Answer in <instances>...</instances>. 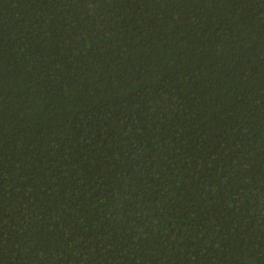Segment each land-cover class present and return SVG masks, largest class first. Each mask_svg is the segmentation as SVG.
I'll use <instances>...</instances> for the list:
<instances>
[{
	"label": "trees",
	"instance_id": "obj_1",
	"mask_svg": "<svg viewBox=\"0 0 264 264\" xmlns=\"http://www.w3.org/2000/svg\"><path fill=\"white\" fill-rule=\"evenodd\" d=\"M0 264H264V0H0Z\"/></svg>",
	"mask_w": 264,
	"mask_h": 264
}]
</instances>
